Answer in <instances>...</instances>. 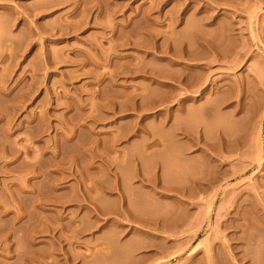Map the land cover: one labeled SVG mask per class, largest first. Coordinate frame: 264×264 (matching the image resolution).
Masks as SVG:
<instances>
[{"label": "rangeland", "instance_id": "obj_1", "mask_svg": "<svg viewBox=\"0 0 264 264\" xmlns=\"http://www.w3.org/2000/svg\"><path fill=\"white\" fill-rule=\"evenodd\" d=\"M210 257L264 264V0H0V264Z\"/></svg>", "mask_w": 264, "mask_h": 264}, {"label": "bare ground", "instance_id": "obj_2", "mask_svg": "<svg viewBox=\"0 0 264 264\" xmlns=\"http://www.w3.org/2000/svg\"><path fill=\"white\" fill-rule=\"evenodd\" d=\"M195 36H196V35H195ZM203 37H204L203 35L200 36L199 34H197V38L195 37V40L197 41V43H199V42L201 43V42L204 40ZM205 39H206V37H205ZM207 40H208V39H207ZM204 41H205V42H204ZM204 41H203L204 44H205L206 42H207L206 44H208V41H210V40H208V41L204 40ZM203 42H202L201 44H203ZM210 42H211V41H210ZM211 43H212V42H211ZM211 43H209V45H210ZM204 44H203V45H204ZM211 46H212V45H211ZM211 46H210V47H211ZM189 52H190V51H189ZM153 74H154V73H153ZM155 74H156V75H155ZM155 74H154V75H155L154 77L160 76V74H159L158 72L155 73ZM157 74H158V75H157ZM182 75H183V74H182ZM178 76H179V75H178ZM184 76H185V75H184ZM184 76H183V77H184ZM183 77L180 75V77H178V78H179L180 80H181V78H182V81H183L184 83H186L185 85H183V83H182L183 86H186V89H188L189 87H191V88H192V87L195 88V85H196L197 90H198V89H200V88L202 87V85H203V82H201L202 84L200 83V81H197V82H196V80H198V79H196V78H195L196 80L194 81V79H193L192 77H191L189 80H188L187 78H183ZM153 79H154V78H153ZM153 79H152V80H153ZM155 80H157V78H156ZM155 80H154V81H155ZM176 80H177V81H176ZM176 80L174 79V81L177 82V83H178V81H180V80L177 79V77H176ZM191 80H193V81H191ZM158 82H159V81L157 80V83H158ZM180 82H181V81H180ZM194 82H195V83H194ZM198 82H199V83H198ZM154 83H155V82H154ZM196 83H198V84H196ZM200 85H201V86H200ZM204 85H205V84H204ZM187 86H188V88H187ZM205 86H206V85H205ZM199 87H200V88H199ZM191 88H190L189 90H191ZM217 88H219V87H217ZM217 88H216V89H217ZM186 89H184V90H186ZM203 89H205V88L203 87ZM206 89H208V88H206ZM206 89H205V92H206ZM212 89H213V88H212ZM200 90L202 91V94H203V93L205 94V92H203L202 89H200ZM210 90H211V89H210ZM210 90L207 91V92L210 93V92H211ZM218 90H219V89H218ZM218 90H215L214 92H216V91H218ZM191 91H192V90H191ZM220 91H221V90H220ZM186 92H190V91H186ZM218 92H219V91H218ZM191 93H192V92H191ZM192 94L194 95L195 93H192ZM193 95H192V96H193ZM198 95H199V94H197L195 97H197ZM187 96H189V95H187ZM204 96H205V95H204ZM190 97H191V96L186 97V99H188V98H190ZM186 99H185V100H186ZM194 99H195V98H194ZM182 100H183V102H184V99H182ZM189 100H190V99H189ZM153 101H154V104H155L156 106L160 104L159 99H158V100L153 99L152 102H153ZM152 102H151V103H152ZM158 102H159V104H158ZM152 104H153V103H152ZM154 104H153V106H154ZM156 116H157V115H156ZM221 138H222V137H221ZM218 141H219V140H218ZM221 141H222V142L224 143V145H225V142H226V141L223 140V138L220 139L219 143L217 142L218 144H217V143H216V144L214 143V145H213V143L210 144V143H208V142H205L206 145H207V147L210 145V146L208 147V149H210V151L208 152V150L205 149V148H204L202 151H203V155H204V154H205V155H209V156H208V157H209V159H208L209 161H210V158H214V157L212 156L213 154H215L214 152H218L217 154L221 155V149L219 150V148H221V147H222V149L224 148L223 146H221V147L219 146V145H222V144L220 143ZM152 142H153V143H156V144H159V140H157V139H156L155 142H154V140H153ZM157 142H158V143H157ZM149 143H150V142H149ZM149 143H147L149 146H151V145H152V146H155L154 144H152V143L149 144ZM193 143H199V142H198V139H197V140H196V139L193 140ZM205 143L203 142V145H204ZM147 144H146V145H147ZM208 144H209V145H208ZM206 145H204V146H206ZM152 146H151V148H152ZM216 146H217V148H218V146H219L218 150L215 149ZM147 147H148V146H147ZM149 148H150V147H149ZM147 149H148V148H147ZM210 153H211V154L213 153V154L211 155ZM217 154H215V155L217 156ZM215 158H216V157H215ZM215 158L213 159V162H214ZM216 159H217V158H216ZM215 161H217V160H215ZM213 162H211V163H213ZM214 166H215V165H214ZM214 166H213V168H215V172H216L215 174H219V173H221L220 171H218V170L216 169V166H217V165H216L215 167H214ZM217 168H218V167H217ZM213 170H214V169H213ZM220 170H221V169H220ZM217 171H218V173H217ZM218 176H219V175H218ZM218 176H216L215 179H216ZM217 179H218V178H217ZM210 180H212V179H210ZM208 182H209V181H208ZM152 224H153L154 226H157L155 221H154V223L152 222ZM152 224H151V225H152ZM154 229H155V228H154ZM156 229H157V227H156ZM233 248L236 249L237 247H236V246H235V247H232V250H233ZM237 249H238V248H237ZM229 252H230V254L233 256L234 251H233V252H232V251H229ZM231 252H232V253H231ZM227 254H228V253H227ZM211 256H212V255H211ZM215 256H217V255H214V257H215ZM228 256H229V255H228ZM229 257H230V256H229ZM216 259H217V257H216ZM216 259L214 260L213 257H210V258H209V263L207 262L206 264H215L216 261H219V259H217V260H216ZM235 259H236V257H235ZM241 259L243 260L242 257H241ZM230 260H231V259H229V262H230ZM231 261H232V260H231ZM232 262H233V261H232ZM217 263H218V262H217ZM217 263H216V264H217ZM237 263H238V262H237ZM239 263H240V262H239ZM219 264H220V262H219ZM233 264H234V263H233Z\"/></svg>", "mask_w": 264, "mask_h": 264}]
</instances>
